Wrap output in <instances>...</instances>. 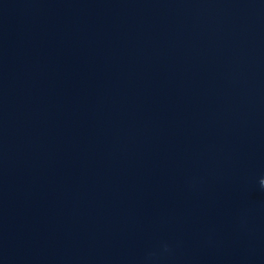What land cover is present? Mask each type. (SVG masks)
Masks as SVG:
<instances>
[{
	"label": "water",
	"instance_id": "1",
	"mask_svg": "<svg viewBox=\"0 0 264 264\" xmlns=\"http://www.w3.org/2000/svg\"><path fill=\"white\" fill-rule=\"evenodd\" d=\"M0 264H264V0H0Z\"/></svg>",
	"mask_w": 264,
	"mask_h": 264
}]
</instances>
